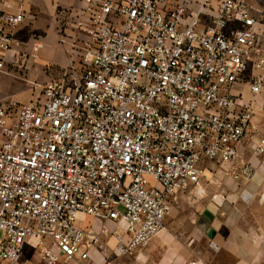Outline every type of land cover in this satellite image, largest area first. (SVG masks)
Wrapping results in <instances>:
<instances>
[{
  "label": "built area",
  "instance_id": "built-area-1",
  "mask_svg": "<svg viewBox=\"0 0 264 264\" xmlns=\"http://www.w3.org/2000/svg\"><path fill=\"white\" fill-rule=\"evenodd\" d=\"M84 38L31 102L0 106V264H82L103 236L132 257L173 201L220 165L236 183L264 156V10L249 0H82ZM0 0V70L25 20ZM204 16V22L202 16ZM245 201L251 194H243ZM87 217L97 226L80 227ZM123 229V232H120Z\"/></svg>",
  "mask_w": 264,
  "mask_h": 264
},
{
  "label": "crops",
  "instance_id": "crops-1",
  "mask_svg": "<svg viewBox=\"0 0 264 264\" xmlns=\"http://www.w3.org/2000/svg\"><path fill=\"white\" fill-rule=\"evenodd\" d=\"M249 3L256 10H264V0H249ZM8 5L9 11L24 13L25 20L14 33L20 46L4 54L5 66L17 64L24 58L34 78L42 80L47 78V82L57 78L72 55V45L84 38L85 29L88 27L87 17L80 18L77 15L87 10V4L82 0H10ZM233 93L240 95L242 104H251L255 112L256 128L264 137V90L262 95L254 97L248 85H238L234 87ZM241 152L245 161L253 162L256 175L251 183H236L229 177H224L225 185L232 191L240 187L247 192L255 190L264 193V156L259 159L252 158L247 145L242 147ZM211 165L207 171L209 175L215 180H223L221 175L226 176L224 168L219 165L222 169L218 170L217 164ZM218 180L216 181L219 182ZM237 203L238 201L231 198L230 203L225 205V211L223 210L226 216L224 226L227 227L224 239L228 241L225 248L227 254L236 257L237 262L242 264L244 263L242 257L250 254L249 250L252 248L250 245H254L255 241H260L259 246L264 248V196L262 199L252 198L244 201L246 204ZM220 206L213 201L207 208L210 226L214 228L211 235L213 238L216 236V243L220 240L219 229L223 226L218 216L221 212ZM238 211L239 218L236 215ZM142 251L133 256L135 261L154 254V251L150 253ZM97 255L91 251L89 261L95 260ZM30 259H35L41 264L32 251L26 253L24 264H29Z\"/></svg>",
  "mask_w": 264,
  "mask_h": 264
},
{
  "label": "rangeland",
  "instance_id": "rangeland-1",
  "mask_svg": "<svg viewBox=\"0 0 264 264\" xmlns=\"http://www.w3.org/2000/svg\"><path fill=\"white\" fill-rule=\"evenodd\" d=\"M46 83L47 78L45 80L34 78L24 58L17 64L4 66L0 70V106L7 107L11 103L23 104L33 101ZM210 166L211 163L207 164L208 170ZM216 166L218 170L222 169L219 165ZM207 173L197 187L189 189L173 201L164 229L142 251L147 253L154 251L153 255L137 261L133 256L117 257L115 239L103 236L92 249L93 253L98 254L95 260L82 264H240L237 262L238 259L228 255L225 249L228 241L224 239L227 227L224 226L226 216L223 210L225 205L230 203L231 198L238 201L237 205H239L245 201L243 194H251L253 200H256L262 199L264 193L255 190L247 192L240 187L232 191L224 183L227 175H221L223 180L216 179L219 181L217 182ZM213 201L221 205L218 216L223 226L219 229L221 241L219 240L218 243L215 242L216 236L213 238L211 235L214 233V228L210 226L207 210ZM236 215L239 218L240 211L236 212ZM78 225L95 227L97 223L87 217L78 222ZM120 232H123V229H120ZM258 242L255 241L254 245H250L252 247L249 250L250 254L242 257L244 261L242 264H264V248L259 246L261 242ZM30 260L29 264H39L35 259Z\"/></svg>",
  "mask_w": 264,
  "mask_h": 264
}]
</instances>
